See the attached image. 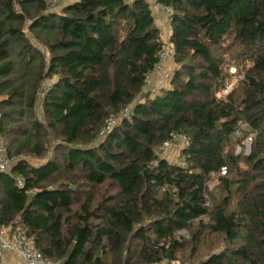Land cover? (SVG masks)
I'll use <instances>...</instances> for the list:
<instances>
[{
    "label": "trees",
    "instance_id": "obj_1",
    "mask_svg": "<svg viewBox=\"0 0 264 264\" xmlns=\"http://www.w3.org/2000/svg\"><path fill=\"white\" fill-rule=\"evenodd\" d=\"M156 1L171 8L175 69L152 97L140 95L161 45L148 0L60 13L0 0V139L25 156L0 172V227L57 264H264V0ZM231 65L242 79L221 97ZM173 131L188 137L179 162L159 154Z\"/></svg>",
    "mask_w": 264,
    "mask_h": 264
},
{
    "label": "built area",
    "instance_id": "obj_2",
    "mask_svg": "<svg viewBox=\"0 0 264 264\" xmlns=\"http://www.w3.org/2000/svg\"><path fill=\"white\" fill-rule=\"evenodd\" d=\"M47 10L50 12H61L63 7V0H44ZM131 1V0H124ZM153 8L157 9L163 15H165L167 21H170L171 8L167 5L158 3L156 0L153 2ZM161 41L160 49L158 51V60L154 64L153 68L148 71L145 75L144 84L142 87V91L140 95L149 94L153 97V95L157 94L159 90L164 87L167 83H169L171 75L174 69V51L173 47L168 41L167 37L163 38ZM234 72L231 73L230 77H228L225 82L222 84L219 90V96L224 97L235 85L237 81L242 79V71L232 69ZM50 88L49 82H43L38 90L37 94V104L35 106L36 113H40V102L43 99L44 95ZM137 96L136 99H139ZM130 106L124 107L117 114L109 116L105 120V125L101 129L98 140H101L107 132L117 123V121L121 117H126L129 114ZM39 115V114H37ZM249 129L246 123H239L238 127L235 129L234 134L237 137H240L243 132ZM254 138L253 134H248L243 141V150L245 153H248L250 150V144ZM176 145H181L182 149L188 145V137L182 131H173L168 140L165 141L161 146V151L163 157L166 159L174 158L175 155L172 154V150ZM242 147L237 145L235 148V152H241ZM25 156L15 155L12 157H8L6 155L3 144L0 142V172L10 173L13 165L19 160L24 159ZM169 160V159H168ZM226 173V167H221L219 174L224 175ZM210 177L217 176L214 172H210ZM17 185L23 184V178L21 176H17L15 178ZM221 181L218 179L215 181L208 180L206 183L207 187H214L215 185H220ZM209 203V200H206V204ZM184 232L183 230L181 231ZM6 252L16 253L23 264H57L50 260L45 259L41 253L36 250L33 246V242L31 238L23 232H14L10 227H0V258ZM176 261H171V264H174ZM148 264H160L158 262H150Z\"/></svg>",
    "mask_w": 264,
    "mask_h": 264
},
{
    "label": "crops",
    "instance_id": "obj_3",
    "mask_svg": "<svg viewBox=\"0 0 264 264\" xmlns=\"http://www.w3.org/2000/svg\"><path fill=\"white\" fill-rule=\"evenodd\" d=\"M76 0H63V5L71 4ZM151 9L153 12V15L155 17L156 24L161 30L160 33V39H163V35H165L168 39L170 34V22L167 21L165 18V15H163L161 12H159L157 9H154L151 5ZM174 70V69H173ZM168 83L164 86H167ZM0 264H23L20 260L19 256L16 253L12 252H6L2 258H0Z\"/></svg>",
    "mask_w": 264,
    "mask_h": 264
},
{
    "label": "rangeland",
    "instance_id": "obj_4",
    "mask_svg": "<svg viewBox=\"0 0 264 264\" xmlns=\"http://www.w3.org/2000/svg\"><path fill=\"white\" fill-rule=\"evenodd\" d=\"M149 1V4L150 5H152L153 6V2H154V0H148ZM166 18V17H165ZM28 33V32H27ZM163 38H165L166 36L165 35H163L162 36ZM174 69H175V63H174ZM232 69H235L236 71L238 70L235 66H233V65H231V66H229L228 67V69H227V72H228V77H230V75H231V73H233L234 71L232 70ZM55 79V78H54ZM238 82L239 81H237L236 83H235V85H237L238 84ZM234 85V86H235ZM39 90V89H38ZM37 94H38V91H37ZM35 111V115L39 118V119H41V116H42V114H41V112L40 113H36V110H34ZM37 114H39V115H37ZM0 142L1 143H3L2 142V140L0 139ZM181 150H182V146L181 145H176V147L174 148V151L172 150V154L173 155H175V157L172 159V158H170V156H169V160L170 161H173V162H179V160H180V152H181ZM236 153V152H235ZM159 154L160 155H162V151L160 150V152H159ZM28 159H29V157H28ZM209 180H212V181H215V180H217V176H214V177H210V179ZM217 185H215L214 187H216ZM214 187H208L210 190H213V188ZM161 190H162V188H160ZM161 190H160V192H161ZM176 261V260H175ZM160 264H164V263H160ZM174 264H180V262L177 260Z\"/></svg>",
    "mask_w": 264,
    "mask_h": 264
}]
</instances>
